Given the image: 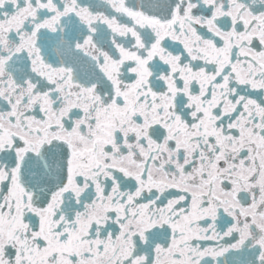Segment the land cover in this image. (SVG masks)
<instances>
[{
  "label": "snow or ice",
  "instance_id": "snow-or-ice-1",
  "mask_svg": "<svg viewBox=\"0 0 264 264\" xmlns=\"http://www.w3.org/2000/svg\"><path fill=\"white\" fill-rule=\"evenodd\" d=\"M0 264H264V0H0Z\"/></svg>",
  "mask_w": 264,
  "mask_h": 264
}]
</instances>
